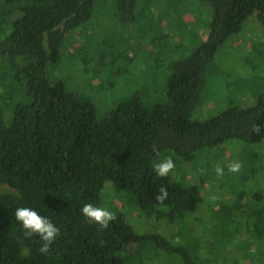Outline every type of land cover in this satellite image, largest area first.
Segmentation results:
<instances>
[{
	"label": "trees",
	"instance_id": "1",
	"mask_svg": "<svg viewBox=\"0 0 264 264\" xmlns=\"http://www.w3.org/2000/svg\"><path fill=\"white\" fill-rule=\"evenodd\" d=\"M97 1L111 24L121 28L135 19L140 4ZM207 1L212 15L199 44L166 63L164 101L145 105L135 94L97 120L89 103L47 75L65 34L91 19L96 0H0V185L8 188L0 192V264H228L202 256L199 245L189 246L185 237L182 242L176 230L140 235L123 217L100 229L81 214L86 203L100 207L103 184L110 181L133 196L144 214L180 221L179 229L202 206L197 178L190 173L180 179L157 177V158L194 159L203 149L233 140L264 139V91L253 104L230 105L203 120L190 118L219 47L252 17L264 34V0ZM174 12L179 22L192 14ZM187 30L195 36L192 27ZM162 34L156 31L150 41ZM93 61L89 49L78 55L84 71ZM254 124L261 126L260 135L252 133ZM161 186L169 192L163 204L155 200ZM233 196L227 216L233 223L234 214L244 216L242 235L252 240L242 255L248 264H264V214L259 207H246L241 192ZM19 207L33 208L60 229L49 253L38 251L39 237L24 236L14 217ZM233 223L219 241L230 243L239 235L240 226Z\"/></svg>",
	"mask_w": 264,
	"mask_h": 264
},
{
	"label": "rangeland",
	"instance_id": "2",
	"mask_svg": "<svg viewBox=\"0 0 264 264\" xmlns=\"http://www.w3.org/2000/svg\"><path fill=\"white\" fill-rule=\"evenodd\" d=\"M187 1L139 0L135 19L121 28L111 24L107 9L96 0L91 19L65 34L58 59L47 67L50 82H60L66 91L89 103L97 120L116 102L135 94L145 105L163 102L169 73L167 61L187 56L199 44L211 20L212 9L207 0ZM175 9L190 11V19L186 15L179 22ZM190 20L195 23L192 25ZM187 25L193 28L194 37L188 33ZM156 31L165 35L151 42ZM87 49L94 61L84 71L78 55ZM99 50L103 51L101 57L97 54ZM207 75L198 104L192 110V120L207 119L230 105L253 104L255 96L264 91V34L253 17L219 47ZM192 158L173 159L175 168L168 174L172 179H180L187 173L197 178L194 183L200 189L203 202L190 215L189 224L184 222L178 229L180 221L147 216L133 196L121 192L110 181L103 184L100 207L115 213L116 218L123 217L140 235H170L176 230L182 242L185 237L189 246L197 243L199 252L206 258L248 264L242 255V250L248 249L252 241L242 235L247 224L244 216L235 214L232 218L237 222H231L227 216L228 204L234 192H241L244 196L241 202L246 207H259L264 214V139L254 144L233 140L203 149ZM163 160L160 156L157 163ZM233 161L241 164L238 172L228 170V164ZM217 165L223 168V176H217ZM6 191L8 188L0 185V192ZM232 223L240 226L239 235L230 238V243L225 244L224 239L219 241ZM129 247L132 249L134 244ZM125 250L120 251L121 256Z\"/></svg>",
	"mask_w": 264,
	"mask_h": 264
},
{
	"label": "clouds",
	"instance_id": "3",
	"mask_svg": "<svg viewBox=\"0 0 264 264\" xmlns=\"http://www.w3.org/2000/svg\"><path fill=\"white\" fill-rule=\"evenodd\" d=\"M252 133L257 135L261 134V126L254 124L252 126ZM155 151V149H153ZM158 155V153H157ZM175 168V163L171 157L164 159L159 163L153 165V171L157 177H167L168 174ZM241 168V164L238 161H233L228 164V170L230 172H238ZM217 176H223V168L219 165L216 167ZM168 189L161 186L158 189L155 200L163 204L168 198ZM81 214L88 220L89 223L99 225L100 229L108 227L110 221L116 220V215L107 208L95 206L92 203H86L81 208ZM14 217L24 229V236L26 238H32L33 236L39 237L41 246L38 251L41 254H47L50 251L51 246L60 235V229L47 217L40 215L36 210L30 207H19L14 212Z\"/></svg>",
	"mask_w": 264,
	"mask_h": 264
}]
</instances>
